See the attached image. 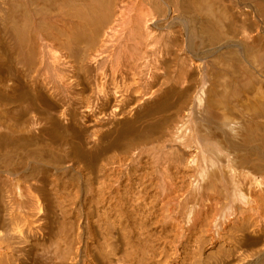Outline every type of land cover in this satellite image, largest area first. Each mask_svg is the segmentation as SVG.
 Wrapping results in <instances>:
<instances>
[{
	"label": "bare ground",
	"instance_id": "1",
	"mask_svg": "<svg viewBox=\"0 0 264 264\" xmlns=\"http://www.w3.org/2000/svg\"><path fill=\"white\" fill-rule=\"evenodd\" d=\"M0 264H264V0H0Z\"/></svg>",
	"mask_w": 264,
	"mask_h": 264
}]
</instances>
